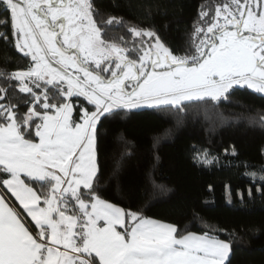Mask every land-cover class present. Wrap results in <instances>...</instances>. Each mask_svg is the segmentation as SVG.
<instances>
[{
	"label": "snow or ice",
	"instance_id": "obj_1",
	"mask_svg": "<svg viewBox=\"0 0 264 264\" xmlns=\"http://www.w3.org/2000/svg\"><path fill=\"white\" fill-rule=\"evenodd\" d=\"M0 12L30 58L0 86V100L16 87L27 97L24 113L0 103V264H225L230 242L103 198L99 127L121 110L179 117L238 89L264 94V0H224L210 20L202 10L206 27L180 55L150 29L132 27V47L106 40L122 21H98L92 0H0ZM194 159L215 163L207 152Z\"/></svg>",
	"mask_w": 264,
	"mask_h": 264
},
{
	"label": "trees",
	"instance_id": "obj_2",
	"mask_svg": "<svg viewBox=\"0 0 264 264\" xmlns=\"http://www.w3.org/2000/svg\"><path fill=\"white\" fill-rule=\"evenodd\" d=\"M92 2L98 21H122L107 28L106 40L132 47L139 38L130 29H150L180 55L195 40V27H206L201 11L211 15L224 0ZM4 15L0 12V20ZM0 34V86H6L7 74L26 70L30 58L15 48L10 23L0 24ZM26 99L16 87L0 103L17 104L24 113ZM250 117H264V95L242 88L207 112L202 104H193L179 117L142 108L102 119L97 183L103 198L174 224L180 234L209 232L230 242L225 264H264V181L259 180L264 175V126L251 123ZM204 152L215 159L211 166L194 159ZM252 172L255 180L248 175Z\"/></svg>",
	"mask_w": 264,
	"mask_h": 264
},
{
	"label": "rangeland",
	"instance_id": "obj_3",
	"mask_svg": "<svg viewBox=\"0 0 264 264\" xmlns=\"http://www.w3.org/2000/svg\"><path fill=\"white\" fill-rule=\"evenodd\" d=\"M215 15V11H214V13H212L211 15H209L208 17H206L205 19L206 20H210V18L212 17V16H214ZM12 33H13V30H12ZM14 38V37H13ZM145 39H147V38H145ZM15 41V40H14ZM133 58V57H132ZM264 95V94H263ZM84 106L85 107H90L89 105H87V103L86 102H84ZM91 110V109H90ZM210 158H213V156H211L210 155Z\"/></svg>",
	"mask_w": 264,
	"mask_h": 264
},
{
	"label": "crops",
	"instance_id": "obj_4",
	"mask_svg": "<svg viewBox=\"0 0 264 264\" xmlns=\"http://www.w3.org/2000/svg\"><path fill=\"white\" fill-rule=\"evenodd\" d=\"M152 219V218H151ZM159 221V220H158ZM161 222H163V221H161ZM164 223H167V222H164ZM196 233V232H195ZM197 234H201V233H197ZM223 240V239H222ZM227 242V241H226ZM230 254H231V252H230ZM230 256V255H229Z\"/></svg>",
	"mask_w": 264,
	"mask_h": 264
}]
</instances>
